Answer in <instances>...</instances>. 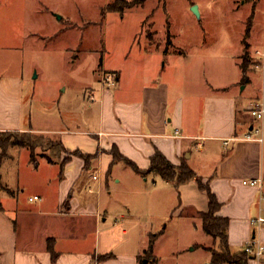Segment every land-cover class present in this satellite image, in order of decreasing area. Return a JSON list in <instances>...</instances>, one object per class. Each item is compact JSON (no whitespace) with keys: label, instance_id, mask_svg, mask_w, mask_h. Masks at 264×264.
<instances>
[{"label":"crops","instance_id":"0c3cea01","mask_svg":"<svg viewBox=\"0 0 264 264\" xmlns=\"http://www.w3.org/2000/svg\"><path fill=\"white\" fill-rule=\"evenodd\" d=\"M242 1L246 6L254 0ZM251 20L253 27L254 13L248 28ZM0 49L1 65L5 51ZM253 50V44L245 42L236 58L242 63L246 55L252 59L247 83L243 64L241 67L237 64L236 75L229 80L222 72L213 77L209 68L204 69L203 59L185 54L166 62L158 83L153 84L149 78L151 82L143 85L139 97L131 92L117 95L108 90L110 78L118 77L113 72L100 91H86V99L100 105L98 126L87 133L35 128L28 112L25 71L18 76L0 73V134L57 138L67 154L97 157L91 162V170L98 167L99 174L89 178L97 193L88 185L87 196L84 189L79 193L80 187L88 188L83 183L86 174H91V170L85 171L84 160L72 158L62 167L65 155L60 161L54 160V164L40 159L36 168L28 171L34 174L58 171L57 177L39 180V190L26 202L11 185L3 182L4 169L11 171L6 160L0 166V191L7 195L6 200L0 199V264H153L146 254L155 236L158 239L153 258L160 264L155 250L170 230V221L199 219V225H194L195 232H204L201 215L209 214L210 201L196 183L176 188L155 176L144 178L129 167V174L118 172L125 164L114 165L110 155L113 148L142 172L149 171L156 151L176 167L185 160L199 178L209 183L223 206L219 217L230 221L231 254L244 253L250 243L264 246V226L251 225V221L264 218L261 190L243 185L261 180L264 192V142H232L225 147V142L245 138L255 130L263 131L264 141V123L258 129L248 112L252 104L264 99L255 101V68H260L264 53L257 52L262 61H256ZM147 59L150 65L155 62L149 56ZM16 151L15 156L20 157L26 150ZM9 159L14 160L11 156ZM41 161L47 166H42ZM19 168L17 172L22 176L24 170ZM111 182L132 196L120 203V213L115 216L120 221L113 223L110 215L115 202L107 208L100 200ZM95 195L98 199H93ZM35 198L40 201L31 203ZM143 220L148 223L142 224ZM50 241L59 256L56 263L48 252ZM208 246L196 247L212 249L214 241ZM105 257L113 258L101 262ZM250 264H264V258L261 262L251 259Z\"/></svg>","mask_w":264,"mask_h":264},{"label":"rangeland","instance_id":"374dc122","mask_svg":"<svg viewBox=\"0 0 264 264\" xmlns=\"http://www.w3.org/2000/svg\"><path fill=\"white\" fill-rule=\"evenodd\" d=\"M254 1L245 6L242 0H149L140 8L108 13L106 9L116 0H0V47L5 51L0 73L18 76L25 71L28 112L35 128L93 132L99 123L100 105L90 103L85 94L90 89L100 91L113 72L118 77L110 78L108 90L139 97L143 85L151 82L149 78L158 83L166 62L182 54L200 57L213 77L222 72L229 80L234 79L237 64H243L236 58L245 42L253 44L256 61H262L256 53H264V0ZM192 4L201 9V19L193 14ZM147 56L155 62L150 65ZM256 98H264L261 68H255ZM16 153V149L10 152L14 160H7L11 171L4 169L3 182L28 202L39 190L38 181L49 176L53 180L58 171L34 174L28 171L36 168L30 153L22 151L20 157ZM40 164L47 166L45 161ZM17 167L24 170L22 176ZM120 170L131 172L125 165ZM97 171L95 167L86 174L83 185L88 188L80 187L79 193L84 189L88 196V185L97 193L89 181ZM109 187L100 200L107 208L115 202L110 209L113 223L120 221L115 217L120 203L132 196L112 182ZM5 193L0 191V199H7ZM170 222V230L155 250L160 264H211L212 255L196 247H209L213 242L203 231L195 232L199 219Z\"/></svg>","mask_w":264,"mask_h":264},{"label":"trees","instance_id":"16d2710c","mask_svg":"<svg viewBox=\"0 0 264 264\" xmlns=\"http://www.w3.org/2000/svg\"><path fill=\"white\" fill-rule=\"evenodd\" d=\"M148 1L149 0H135L129 3L124 0H116L114 4L108 6L106 12L124 13L125 10L143 7ZM251 29L252 20L248 28V37ZM251 65L250 57L246 55L242 66L244 83L248 82L247 74ZM15 149L28 151L31 155L32 163L35 166L39 164V159H46L50 164H54L55 159L60 161L65 155L67 158L64 160L62 167L69 164L72 158H77L85 161V171L89 172L91 170V162L97 160V157L83 156L80 153H75L73 155L67 154L63 145L57 138L34 134H0V166L8 160L10 152ZM110 155L114 159V165L125 164L136 174L144 178L155 176L166 183L173 184L176 188L196 183L200 191L207 194L210 201L209 214L201 215V219L203 221L204 233L214 241V248L205 249L206 252L212 255V264H250L252 258L245 252L239 255L231 254L229 244L230 221L219 217L223 206L212 193L209 183H205L203 179L199 178L185 160H183L180 167H176L171 164L161 152L156 151L155 156L151 159L149 171L142 172L135 163L122 156L117 148H113ZM157 239V236L151 238L150 248L146 254L147 260L152 261L153 264H158L157 259L153 258L154 246ZM53 244V241L49 242L48 252L52 257L53 263H56L59 256L56 254ZM112 258L113 257H105L101 258L100 261L104 262Z\"/></svg>","mask_w":264,"mask_h":264},{"label":"built area","instance_id":"2783aa9c","mask_svg":"<svg viewBox=\"0 0 264 264\" xmlns=\"http://www.w3.org/2000/svg\"><path fill=\"white\" fill-rule=\"evenodd\" d=\"M261 69L264 70V60L261 63L260 66ZM250 117L255 120L258 123L263 124L264 123V101H260L257 103L252 104L248 109ZM179 136V134H177ZM232 142H247V143H260L262 144L263 141V131L262 130H255L250 135L246 136L245 138H237L234 140H230L225 142V147L228 148ZM97 178H95V181ZM243 185L250 189H258L261 190V203L264 204V192L262 191V181L256 180V181H249L244 182ZM92 193V191H91ZM40 201L39 198H35L34 200H31V203ZM252 226L257 227H263L264 226V218L260 217L257 220L251 221ZM245 253L254 259L255 261L261 262L264 258V246L262 245H256L255 243H250L245 248Z\"/></svg>","mask_w":264,"mask_h":264},{"label":"water","instance_id":"95a60500","mask_svg":"<svg viewBox=\"0 0 264 264\" xmlns=\"http://www.w3.org/2000/svg\"><path fill=\"white\" fill-rule=\"evenodd\" d=\"M192 12L198 19H201V14L199 12V8L198 7H194Z\"/></svg>","mask_w":264,"mask_h":264}]
</instances>
